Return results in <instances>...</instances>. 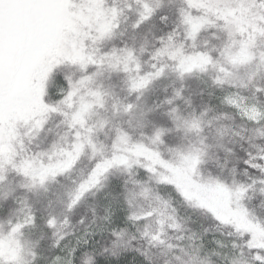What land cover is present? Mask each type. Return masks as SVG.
Listing matches in <instances>:
<instances>
[{
    "label": "snow or ice",
    "instance_id": "1",
    "mask_svg": "<svg viewBox=\"0 0 264 264\" xmlns=\"http://www.w3.org/2000/svg\"><path fill=\"white\" fill-rule=\"evenodd\" d=\"M0 264H264V0H0Z\"/></svg>",
    "mask_w": 264,
    "mask_h": 264
}]
</instances>
